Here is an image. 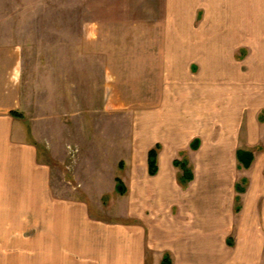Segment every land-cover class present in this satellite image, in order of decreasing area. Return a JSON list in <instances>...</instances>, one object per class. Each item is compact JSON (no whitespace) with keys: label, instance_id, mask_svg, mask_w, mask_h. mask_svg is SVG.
Wrapping results in <instances>:
<instances>
[{"label":"crops","instance_id":"crops-1","mask_svg":"<svg viewBox=\"0 0 264 264\" xmlns=\"http://www.w3.org/2000/svg\"><path fill=\"white\" fill-rule=\"evenodd\" d=\"M161 2L159 30H146L138 40L189 43L193 51L187 60L200 66V73L193 78L191 69L180 72L166 60L163 78L173 80L171 89L184 92L192 112L170 97L168 83L161 87V109L154 110L152 100L145 102L153 95L152 80L137 86L143 91L135 104L140 109L133 115L131 144L139 159L134 167L143 175L131 177L129 207L119 217L129 224L100 223L87 208L56 198L47 171L33 166L22 144L14 148L21 161L16 157L13 167L30 178L19 179L16 193L0 195V215L10 216V202L33 203L32 211L21 215L30 217L32 236L12 249L3 247L1 264H162L165 255H171L172 264H264V155L256 156L246 172L248 187L236 211L238 151L264 146V124L255 123L264 110V0ZM244 49L248 54L239 62L236 52ZM21 56L17 47L0 46L1 130L8 131L11 113L20 107ZM148 69L153 68L146 56L137 70L146 74ZM216 121L221 123L217 135ZM23 135V130L12 133ZM190 140L200 142L191 156L195 178L181 188L174 163ZM158 144L159 171L152 177L149 152Z\"/></svg>","mask_w":264,"mask_h":264},{"label":"rangeland","instance_id":"rangeland-1","mask_svg":"<svg viewBox=\"0 0 264 264\" xmlns=\"http://www.w3.org/2000/svg\"><path fill=\"white\" fill-rule=\"evenodd\" d=\"M162 13L161 0H0V46L17 47L22 53L20 107L14 112L21 117L9 118L8 131L0 128V195L16 193L19 179L30 178L13 167L16 157L21 161L14 148L24 144L33 166L47 171L56 198L87 208L100 223L129 224L119 217L129 207L131 177L143 175L141 168L134 167L139 159L134 158L136 150L131 144L133 115L140 109L135 104L142 88L137 86L146 78L152 80L153 95L145 102L152 100L149 108L154 110L161 109V87L168 83L170 97L181 103L182 110L192 112L184 92L171 89L173 80L163 77L168 64L181 68L180 72L191 69L193 78L200 73V66L187 60L193 51L189 43L138 40L146 30L155 33ZM119 38L136 40H114ZM246 54V49L237 50V61ZM146 56L153 69L145 74L137 69ZM216 122L212 129L217 135L221 123ZM255 123L264 124V110ZM242 124L244 146L247 127L245 121ZM15 129L23 130L24 137L12 136ZM158 145L159 156L162 145ZM199 147L200 142L193 141L177 156L174 167L181 188L195 178L191 156ZM243 149L254 157L264 155L262 145ZM182 163L193 175L186 185L181 184ZM249 170L237 165L238 183L245 191ZM32 206L10 202V216L0 215V264L3 247L12 249L32 236L30 217L21 216L24 210L32 211ZM239 207L241 211V201ZM0 209H4L1 203ZM177 213L175 207L173 214ZM235 242L233 237L228 240L231 247Z\"/></svg>","mask_w":264,"mask_h":264},{"label":"trees","instance_id":"trees-1","mask_svg":"<svg viewBox=\"0 0 264 264\" xmlns=\"http://www.w3.org/2000/svg\"><path fill=\"white\" fill-rule=\"evenodd\" d=\"M11 116L14 118H20L21 115L17 114V113H11ZM160 146L157 145L155 149L151 150L149 152V173L150 176L154 177L157 175L158 173V152L160 151ZM196 149V146L193 148ZM237 158H238V164H239V169L242 170H249L251 168V166L253 165L254 162V154L251 151H247V150H239L238 154H237ZM186 163V162H185ZM180 165V164H179ZM182 168H183V177L181 178V184L186 185L187 183L191 182L193 180V175L191 170L187 167V164L185 166H183V163L181 164ZM119 186L124 189L122 183H119ZM245 192V190L238 185L237 186V193L238 196L236 198V202H237V213L240 212V207H239V203H240V195H242ZM124 194V193H123ZM162 264H172V260L171 257L169 255H165Z\"/></svg>","mask_w":264,"mask_h":264}]
</instances>
